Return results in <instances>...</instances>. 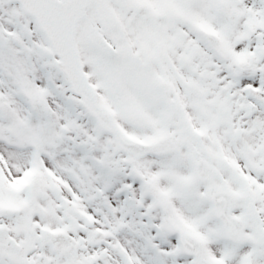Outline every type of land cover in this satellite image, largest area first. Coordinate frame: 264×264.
Listing matches in <instances>:
<instances>
[{
	"label": "snow or ice",
	"instance_id": "snow-or-ice-1",
	"mask_svg": "<svg viewBox=\"0 0 264 264\" xmlns=\"http://www.w3.org/2000/svg\"><path fill=\"white\" fill-rule=\"evenodd\" d=\"M0 264H264V0H0Z\"/></svg>",
	"mask_w": 264,
	"mask_h": 264
}]
</instances>
